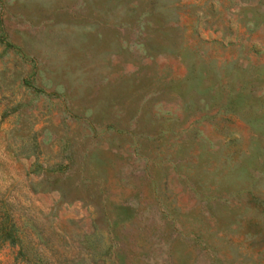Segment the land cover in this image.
Returning a JSON list of instances; mask_svg holds the SVG:
<instances>
[{
  "label": "rangeland",
  "instance_id": "rangeland-1",
  "mask_svg": "<svg viewBox=\"0 0 264 264\" xmlns=\"http://www.w3.org/2000/svg\"><path fill=\"white\" fill-rule=\"evenodd\" d=\"M0 264H264V0H0Z\"/></svg>",
  "mask_w": 264,
  "mask_h": 264
}]
</instances>
